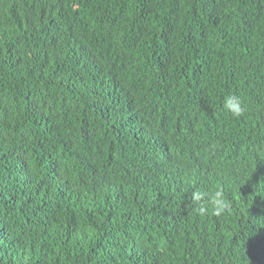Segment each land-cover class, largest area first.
Segmentation results:
<instances>
[{
  "label": "trees",
  "instance_id": "1",
  "mask_svg": "<svg viewBox=\"0 0 264 264\" xmlns=\"http://www.w3.org/2000/svg\"><path fill=\"white\" fill-rule=\"evenodd\" d=\"M0 264H264V0H0Z\"/></svg>",
  "mask_w": 264,
  "mask_h": 264
},
{
  "label": "clouds",
  "instance_id": "2",
  "mask_svg": "<svg viewBox=\"0 0 264 264\" xmlns=\"http://www.w3.org/2000/svg\"><path fill=\"white\" fill-rule=\"evenodd\" d=\"M224 107L227 111L235 117H240L244 114L245 107L243 102L235 96H227L224 100ZM187 129V128H186ZM192 201L200 204V202H206L211 206V210L214 214L220 215L222 212L229 210L230 204L223 199V193L221 191H201L193 190ZM209 209H206L202 204L198 208V211L203 214Z\"/></svg>",
  "mask_w": 264,
  "mask_h": 264
}]
</instances>
